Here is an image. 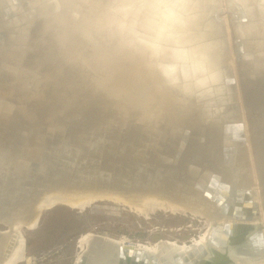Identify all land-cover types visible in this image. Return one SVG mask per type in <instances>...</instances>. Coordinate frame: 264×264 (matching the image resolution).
<instances>
[{"label": "water", "instance_id": "obj_1", "mask_svg": "<svg viewBox=\"0 0 264 264\" xmlns=\"http://www.w3.org/2000/svg\"><path fill=\"white\" fill-rule=\"evenodd\" d=\"M127 1L131 5L136 0ZM162 1L170 8L169 21L166 23L161 17L159 25L149 29L144 21L111 22L110 12L93 0H0L3 30L0 31V171H10L7 163L13 149L9 142L19 152L16 165L28 174L44 173L53 164H45V159H61L58 151L39 154L41 143L56 133L57 126L53 124L56 116L83 101L93 86L99 84L102 94L99 92L97 96L108 106V113L119 118L130 109L136 116L145 114V118L111 122L114 131L111 137H106L113 149L105 152L106 147L100 150L96 143L93 145L109 161L102 162L96 152L87 165L94 171V178L84 182L88 186L77 185L79 189L95 195L138 198L132 193L142 187L138 185L159 176H146L143 171H137L154 166L161 173L162 166L171 173L166 182L160 180L158 184L165 190V195L159 194L161 198H173L174 194L164 184L183 182L185 196L199 194L209 209L218 213L217 222L208 230L207 241L202 245L190 244L187 253L167 248L165 240H160L157 248L149 252L135 249L134 242L118 243L105 236L98 239L100 235L95 234V240L111 250L105 254L110 264H237V252L255 254L264 250V162L251 152L242 107V101L246 103L247 98L264 86V0ZM145 3L142 0L132 11ZM14 7L19 9L17 16ZM27 7L33 12H28ZM111 7V11L117 10V6ZM15 17L16 22H12ZM44 17L52 21L46 35L47 45L43 41L33 42L34 24ZM1 24L7 25L6 29ZM15 26L19 34H11L15 42L9 49L5 45L6 32L16 31ZM66 35L80 45V51L73 55L79 62L65 54V50L75 48ZM255 42H261L259 53H253ZM25 56L29 57V64L25 63ZM247 57L252 58L251 63ZM134 62L142 67L140 72L130 70ZM81 63L89 67L88 75L75 82L74 75ZM101 68L99 73L106 76L91 75ZM64 91H72L74 96L65 99L60 96L67 94L60 93ZM81 92L84 93L79 96ZM30 123L32 127H42L35 137L30 136ZM125 134L126 147L121 140ZM213 137L219 142L236 140L239 143L235 148L219 149V160L222 159L224 170L232 175L231 182L223 179L221 171L210 172V184H198L190 179L195 170L204 167L207 161L204 157L198 162L190 160L186 168L172 174L177 170L176 161L187 152L199 153L202 149L208 152L205 149L208 141L215 146ZM31 138L36 141L31 142ZM26 156L32 160H23ZM97 168L105 172L104 178L96 176ZM111 172L121 173L131 185L109 184L111 179L106 175H112ZM41 187L52 190V186ZM42 195L43 191L36 194L38 198ZM184 195L179 193L176 197L179 200ZM95 202L98 201H92L85 208ZM59 203L35 208L28 217L37 215L39 221ZM190 205L196 206L191 203L185 207ZM247 236L260 240L250 247L235 248L247 244ZM163 252L170 257L158 261Z\"/></svg>", "mask_w": 264, "mask_h": 264}, {"label": "bare ground", "instance_id": "obj_2", "mask_svg": "<svg viewBox=\"0 0 264 264\" xmlns=\"http://www.w3.org/2000/svg\"><path fill=\"white\" fill-rule=\"evenodd\" d=\"M95 2H98L103 7L106 8L108 12H110L111 16H108L109 20L112 22H121V23H134L136 21H144L146 22V27L149 29H154L159 25V18H164L166 23L169 21L170 18V8L166 4V1L162 0H144L146 1L145 4L141 6L139 10L132 11L135 9L136 4L140 3L142 0H136L131 5L128 3L127 0H93ZM115 2V3H114ZM111 6H117L116 11H111ZM28 12H33V9L31 7H27ZM115 10V9H114ZM132 11V12H129ZM13 12L17 16L19 14V9L16 7L13 8ZM135 19V20H134ZM17 17L13 19L12 22H16ZM133 20V21H131ZM18 22V21H17ZM143 23V22H142ZM18 24V23H17ZM2 26V24H1ZM7 25L2 26L5 28ZM36 32L33 36V42L40 43L41 41L44 42L45 45H47V38L46 35L49 33V31L52 28V21L48 17H44L43 19H40V21L35 22L34 24ZM16 31L9 30L6 32V39H5V45L6 48L10 49V45H12L15 42L14 37H11V34H19V29L15 26ZM6 29V28H5ZM4 29V30H5ZM246 30H249L251 28H245ZM264 29V28H263ZM0 31L1 30L0 28ZM4 33V32H3ZM245 35V32L243 33ZM250 34L253 35L252 31L250 30ZM14 36V35H13ZM58 35H55L57 37ZM67 36V35H66ZM247 37H250L249 34L246 33ZM68 40L74 42L75 48L73 49H67L68 52L65 50V54L69 55V59L72 61L79 62L78 59H76V56H73L77 54L80 50V45L77 46L75 41L71 40L67 36ZM249 40H252L249 38ZM11 41V42H10ZM262 41V40H261ZM254 51L253 53H259L262 49L261 42H255L254 43ZM44 52V57L46 56L45 50L42 49ZM36 52V51H35ZM57 52V49H56ZM37 55L41 56L38 52H36ZM58 55H60L58 53ZM85 55V54H83ZM30 57H33V53H31ZM25 63L29 64L28 58L26 57ZM86 58V57H85ZM89 59V58H88ZM94 59V58H92ZM68 60V61H70ZM247 60L251 63L252 58L247 57ZM72 61H70V64H72ZM84 62V61H83ZM111 61H109L107 64H104V66H107L110 64ZM98 64V63H97ZM102 66V65H101ZM104 66H102L104 68ZM254 66V65H253ZM77 66H74L76 68ZM97 69L91 72V75L93 76H101L103 74H100L103 70ZM105 67L104 69H106ZM142 67L139 68V63L134 62L130 70L132 71H138L140 72ZM89 70V67L84 64H80L77 72L74 75V81L79 82L80 80L84 79L85 76L88 74L87 71ZM109 70V69H107ZM106 76V75H103ZM1 78V76H0ZM86 79V78H85ZM1 83V80H0ZM80 84V83H79ZM99 84L93 86L94 89L91 90V94L88 96H85L86 98L83 101H79L77 104H74L72 108L65 109L66 111L62 112L57 115V120L53 123L55 126H57L56 133L51 137V139H47L43 143L41 147V152L39 154H47L49 151H55L58 156L56 160H44L45 164L47 162L53 163L48 166V169L46 168L44 173H39V175L27 173L24 168H21L20 166L16 165V162L19 161V152L17 151L16 145L14 143H7L12 144L11 147L13 149V152L11 154V157L8 161V167L10 171L3 170L0 171V224L4 225V231H0V264H32L33 258L31 256H26L25 254V241L23 237L22 228L26 230H32L36 227L37 221V215H33L31 217H28L35 208H46L50 207L52 203L54 202H60V205H64L71 209H76L79 211H83L84 208L92 203V201H100L103 199H109L108 201H111L112 203L119 204L120 206L126 207L128 211L131 213H134L142 218H147L157 211H162L164 213H170V214H183L186 215L189 213L192 217H197L199 219H203L206 228L205 231L195 239H192L188 244L186 243H177L166 241L167 248H173L177 249V251H181L183 253H187L186 251L190 249L189 245L192 244L194 246L196 245H202L204 242L207 241V235L208 230L212 225L217 222L216 217L218 216V213L215 210H210L208 207V204H205L204 201L198 197L199 194L194 193L189 194L185 196L183 194V186L184 183L177 184L169 182V185L171 193L173 195V198H167L163 199L161 198V195H165L163 192L165 191L162 185H158L160 183V180L162 183L166 182V179L168 178L169 170L163 169L161 166V173H158V171L154 168V166H151L149 168H141L137 173H142L146 176L150 175H158L159 177H155L154 179H146V181L143 184H139L138 186H142L138 191L132 192L136 193L138 195V198H124L122 195H95V192H86L82 189H79V186H88V184H84V182L88 180H92L94 178L91 168H88L87 165L89 164L90 160L96 154L101 158H99L102 162L103 161H109V159L106 157L105 153H101V155L98 153V150H102V148H105V152H109L113 149L112 142L107 140L108 137H111V133H113V127L111 125V122L118 121V120H126V119H144L145 114L143 113H137L138 116H136L134 113L128 111L130 109H127L123 112V115L121 114L118 118L117 116H114L106 111L108 109V106H106L102 100L98 98L97 95L102 94L101 87L98 86ZM72 91H64L60 93H67L66 95H60L65 96V99H69V97L74 96V93H71ZM100 92V93H99ZM84 92H81L79 94L83 95ZM99 93V94H98ZM77 97V96H75ZM74 98V97H73ZM243 98V96H242ZM250 102V105L248 106L247 103ZM242 107L244 110L245 115V121L247 122V131L250 133V147L252 154L256 155L258 158L261 159L262 162H264V86H262L255 94H253L250 98H247V101H242ZM252 107L251 110L248 108ZM61 116V117H60ZM53 120V119H51ZM66 122V123H61ZM117 123V122H116ZM29 124V123H28ZM33 124L30 123L29 126V132L30 136L35 137L36 133L40 132V129L42 127H32ZM217 135V137H219ZM45 138H48L46 136ZM105 138V139H104ZM127 135H124V138L121 139L123 141V145L126 147L127 145ZM215 141V146L213 142H207L205 149L208 152L202 151L199 153H193L187 152L186 156L176 161V167L177 170L173 172L172 174H177L179 171H181L184 167L186 168L190 162V160H194L198 162L200 160V157H204V160H207L205 162L204 167L198 168L195 170L194 175H191L189 178L193 179L198 184L206 183L208 184L210 179V172H222L223 179L226 182H231V176L227 173V171L224 170L221 160H219V155H221L220 150L221 148H235L239 146V143L236 140H229L228 142H219L215 137H213ZM36 141V138L32 140L31 142ZM43 141V140H41ZM40 141V142H41ZM26 142V143H31ZM218 142V143H217ZM97 144L99 146V149H97L96 146H93L94 144ZM95 148L96 150H93ZM217 148V150H215ZM204 149V150H205ZM220 149V150H219ZM215 150V151H213ZM43 152V153H42ZM94 152V153H93ZM225 152L228 154V151L225 150ZM108 154V153H107ZM199 154V155H198ZM198 157V160H197ZM104 160H103V159ZM254 158V157H253ZM38 159V157H37ZM26 162H29L32 160V157H25ZM41 160V159H40ZM254 160H256L254 158ZM148 161V160H147ZM207 164V165H206ZM263 164V163H262ZM19 165V162H18ZM264 167V166H263ZM98 168L96 169V171ZM260 170H262V166L260 167ZM112 175H106L108 179H111L109 181V184H114L117 186H130L128 180L124 179V175H121V173H114L111 172ZM184 175V174H183ZM96 176L98 178H104L105 172L102 170H99L96 172ZM123 180V181H122ZM83 181V182H82ZM138 181V180H135ZM139 182V181H138ZM210 184V183H209ZM52 186V190L48 191L47 189L42 190L41 186ZM53 188H63V189H53ZM65 188V189H64ZM38 191H43L42 197L38 198L36 194ZM161 193V195H159ZM181 193L185 197H181L179 200L177 199L178 194ZM154 194V195H151ZM158 196H155V195ZM135 196V195H133ZM177 196V197H176ZM189 199L191 202H187L184 199ZM37 200V201H36ZM35 203V205H33ZM196 204L190 205L189 204ZM34 207V208H33ZM190 208V209H189ZM102 210V209H101ZM95 234L93 233H84L78 237L76 240L77 245V253L75 255V260L73 264H110V258L107 257L105 254L110 252L111 250L109 247L102 246V243L98 240H95ZM97 237L98 239L101 238ZM119 237V236H118ZM249 237V236H247ZM260 240V238H258ZM255 237H249L248 240L245 241V243L241 246H237L235 248H241V247H250L256 241H258ZM118 243L123 242H130L126 237L122 236L119 239H115ZM96 241L98 243L96 244ZM171 241V240H170ZM235 242V241H234ZM233 242V243H234ZM133 243V242H132ZM151 244V243H140V242H134L135 249L144 251H154L157 248V244ZM264 250H259L258 253H244V252H237V264H264V254L263 257H259L262 255ZM164 256L159 257L158 261L160 259H165L170 257L169 253H162ZM165 257V258H164ZM258 259V260H257ZM161 264H168L166 262H162Z\"/></svg>", "mask_w": 264, "mask_h": 264}, {"label": "rangeland", "instance_id": "obj_3", "mask_svg": "<svg viewBox=\"0 0 264 264\" xmlns=\"http://www.w3.org/2000/svg\"><path fill=\"white\" fill-rule=\"evenodd\" d=\"M4 228L0 226V231ZM205 228L203 219L189 214L157 211L142 218L126 207L102 200L83 211L59 205L45 212L35 229L22 228V232L25 254L33 258L32 264H73L77 253L76 240L84 233L113 239L124 236L130 242L155 244L165 240L188 244Z\"/></svg>", "mask_w": 264, "mask_h": 264}]
</instances>
